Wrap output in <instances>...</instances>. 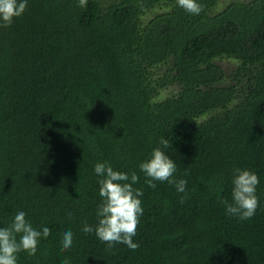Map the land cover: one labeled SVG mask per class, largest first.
<instances>
[{"label":"trees","instance_id":"obj_1","mask_svg":"<svg viewBox=\"0 0 264 264\" xmlns=\"http://www.w3.org/2000/svg\"><path fill=\"white\" fill-rule=\"evenodd\" d=\"M220 1L190 14L176 0H28L0 24V226L17 210L49 226L17 264H264V0ZM158 137L183 193L137 168ZM103 160L137 173L135 249L81 231L96 223ZM236 167L259 177L247 219L220 202Z\"/></svg>","mask_w":264,"mask_h":264},{"label":"clouds","instance_id":"obj_2","mask_svg":"<svg viewBox=\"0 0 264 264\" xmlns=\"http://www.w3.org/2000/svg\"><path fill=\"white\" fill-rule=\"evenodd\" d=\"M28 0H0V24L12 23L14 17H19ZM83 7L86 0H78ZM176 4L190 14H199L202 8L199 0H176ZM158 143L151 148L150 153L137 164V168L147 179L144 183L155 187V181H167L175 190L183 193L186 179L175 177L177 164L170 158L165 150L169 145V139L158 137ZM93 173L96 175L98 185L97 194L99 200L95 205L96 223H82L81 231L94 232L95 236L106 247L111 248L113 243H123L130 249L138 247V242L132 237L136 234V226L143 213L141 197L142 188L135 187L138 180L136 171L115 169L107 160L97 161L93 165ZM259 177L254 170L246 167L232 169L230 202L221 197L226 215H234L239 219H247L254 215L258 197L256 185ZM70 215V209L65 210ZM49 226L41 223L39 228L33 227L26 218L23 210H17L11 221L0 226V264H17V254L24 250L29 255L36 252L38 238L47 235ZM73 233L71 228L60 230L58 246L68 249L72 245ZM59 264H71L70 258H60Z\"/></svg>","mask_w":264,"mask_h":264},{"label":"rangeland","instance_id":"obj_3","mask_svg":"<svg viewBox=\"0 0 264 264\" xmlns=\"http://www.w3.org/2000/svg\"><path fill=\"white\" fill-rule=\"evenodd\" d=\"M231 0H221L220 1V6H223L225 4H227L228 2H230ZM165 9L164 8H156L154 9L153 11L147 13L144 18H143V21H147L148 19H150L154 14L156 13H160V12H163ZM221 67L222 69L225 71V73L229 74L232 70H234L236 68V62L234 61H229V60H221V61H218L217 62ZM174 88H169L168 90L166 91H162L161 93V98H164L166 96H169L171 93L174 92Z\"/></svg>","mask_w":264,"mask_h":264}]
</instances>
